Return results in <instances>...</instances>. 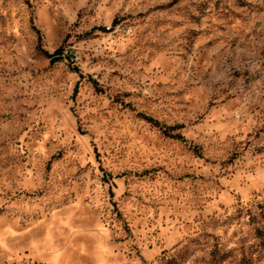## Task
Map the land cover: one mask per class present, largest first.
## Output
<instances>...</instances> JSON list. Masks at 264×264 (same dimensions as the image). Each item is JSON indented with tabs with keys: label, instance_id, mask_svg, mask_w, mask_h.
Masks as SVG:
<instances>
[{
	"label": "rangeland",
	"instance_id": "374dc122",
	"mask_svg": "<svg viewBox=\"0 0 264 264\" xmlns=\"http://www.w3.org/2000/svg\"><path fill=\"white\" fill-rule=\"evenodd\" d=\"M221 3L0 0V264H264V33Z\"/></svg>",
	"mask_w": 264,
	"mask_h": 264
},
{
	"label": "clouds",
	"instance_id": "9594fccd",
	"mask_svg": "<svg viewBox=\"0 0 264 264\" xmlns=\"http://www.w3.org/2000/svg\"><path fill=\"white\" fill-rule=\"evenodd\" d=\"M140 0H129V3H139ZM151 2L155 3L158 0H151ZM196 4H206L208 9L210 10L208 13V17L216 15L215 6L216 0H193ZM123 3V0H121ZM183 4H188L189 0H182ZM227 6L233 12H239L242 14V17L245 20H252L255 23L253 27L259 28L258 32H254V35H260L264 33V0H222L221 7ZM189 13L199 17L200 12L196 8L186 9L184 12V16H187ZM179 18V17H178Z\"/></svg>",
	"mask_w": 264,
	"mask_h": 264
},
{
	"label": "trees",
	"instance_id": "16d2710c",
	"mask_svg": "<svg viewBox=\"0 0 264 264\" xmlns=\"http://www.w3.org/2000/svg\"><path fill=\"white\" fill-rule=\"evenodd\" d=\"M149 121H150V119H148ZM155 123V122H154ZM155 124H157V123H155ZM164 134H167L168 135V133H167V131L166 130H164ZM177 138H182L181 136H178Z\"/></svg>",
	"mask_w": 264,
	"mask_h": 264
}]
</instances>
